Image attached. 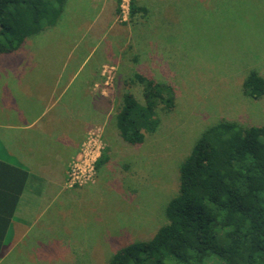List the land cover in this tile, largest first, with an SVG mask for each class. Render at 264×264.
I'll list each match as a JSON object with an SVG mask.
<instances>
[{
    "label": "rangeland",
    "instance_id": "1",
    "mask_svg": "<svg viewBox=\"0 0 264 264\" xmlns=\"http://www.w3.org/2000/svg\"><path fill=\"white\" fill-rule=\"evenodd\" d=\"M66 2L54 24L24 40L23 47L42 46L34 50L28 75L40 81L25 89L31 98L45 97L46 89L57 97L45 120L60 111L61 97H81L88 83L102 117L67 159L59 191L49 184L33 216L25 217L28 224L13 216L25 227L17 224L6 235L4 246L12 243L2 249L0 264L105 263L116 249L149 238L166 222L178 166L206 127L221 119L264 123V95L243 94L240 82L250 68L264 76V0H135L147 12L133 17L130 0ZM24 55L19 50L15 58ZM15 58L0 55V91ZM133 72L166 81L174 100L169 110L158 106L154 131L129 144L118 136L114 114L124 90L142 102ZM39 149L30 144V153ZM0 159L14 163L3 150ZM76 166L81 172L73 179Z\"/></svg>",
    "mask_w": 264,
    "mask_h": 264
},
{
    "label": "trees",
    "instance_id": "2",
    "mask_svg": "<svg viewBox=\"0 0 264 264\" xmlns=\"http://www.w3.org/2000/svg\"><path fill=\"white\" fill-rule=\"evenodd\" d=\"M66 3L0 0V54L54 24ZM139 11L147 8L130 0V17ZM131 82L141 87L142 102L124 90L114 125L124 143L136 144L159 124L158 106L171 109L174 97L166 81L133 72ZM240 82L243 94L264 95V76L255 68ZM27 176L21 165L0 160V253ZM177 178L164 207L166 222L103 264H264V123L221 119L209 125L180 162Z\"/></svg>",
    "mask_w": 264,
    "mask_h": 264
},
{
    "label": "crops",
    "instance_id": "3",
    "mask_svg": "<svg viewBox=\"0 0 264 264\" xmlns=\"http://www.w3.org/2000/svg\"><path fill=\"white\" fill-rule=\"evenodd\" d=\"M24 42L15 51L6 53V55L14 54L15 58L21 50L28 56L24 55L22 58L25 60L20 62L15 58L17 62L9 65L6 80L2 82L3 89L0 93H5L6 96L0 97V143L3 146L0 149V157L3 150L8 158H14V164L24 163L25 167H22L28 171L25 185L13 213L15 218L18 217V220L28 224L25 217L29 214L33 216L35 208H38L44 199L49 184H56V191H59L60 183L64 185V166L67 159L75 154L84 132L96 123L102 114L100 115L99 110V97H92V93H89L90 84L84 82L82 85L84 94L81 97H61L64 101L60 111L52 119L44 120L45 113L57 101V97H51V92L46 89L45 97L31 98L25 89L26 86L37 87L40 81L36 84L32 79L28 81V75L32 73L31 60L34 50L42 46L29 43L28 47L27 44L23 47ZM61 79L62 75L57 80L55 93ZM24 80L26 84H23ZM61 112L63 116L59 115ZM64 118L65 122H63ZM33 142L39 145L40 149L30 153V144ZM23 146H26L28 151L25 152L22 149ZM32 171L42 176H35ZM33 190L35 192L32 195ZM30 197H33L31 202L27 201ZM30 208V213L25 214ZM17 224L20 229L25 227L21 226L19 221L13 222L12 218L6 235L9 232L15 233L14 227ZM6 235L1 251L12 243L10 240L7 246H4Z\"/></svg>",
    "mask_w": 264,
    "mask_h": 264
},
{
    "label": "built area",
    "instance_id": "4",
    "mask_svg": "<svg viewBox=\"0 0 264 264\" xmlns=\"http://www.w3.org/2000/svg\"><path fill=\"white\" fill-rule=\"evenodd\" d=\"M74 165H76V164H74ZM80 172L81 171H80L78 166L72 168L73 179L77 178L79 176Z\"/></svg>",
    "mask_w": 264,
    "mask_h": 264
},
{
    "label": "bare ground",
    "instance_id": "5",
    "mask_svg": "<svg viewBox=\"0 0 264 264\" xmlns=\"http://www.w3.org/2000/svg\"><path fill=\"white\" fill-rule=\"evenodd\" d=\"M130 16V15H129ZM122 30V29H121ZM17 67V66H16ZM96 139V138H95ZM97 170V169H96ZM83 171V170H82ZM90 172V171H89ZM88 174V173H87ZM93 176V175H92ZM74 187V186H73Z\"/></svg>",
    "mask_w": 264,
    "mask_h": 264
}]
</instances>
